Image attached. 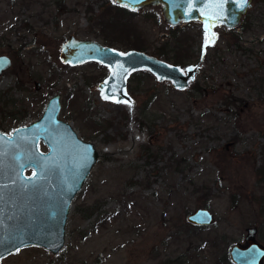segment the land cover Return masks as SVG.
I'll use <instances>...</instances> for the list:
<instances>
[{"label": "rangeland", "instance_id": "obj_1", "mask_svg": "<svg viewBox=\"0 0 264 264\" xmlns=\"http://www.w3.org/2000/svg\"><path fill=\"white\" fill-rule=\"evenodd\" d=\"M259 3L252 30L208 33L200 22L170 27L160 7L132 12L115 0H0V56L13 61L0 77V132L37 121L60 94V118L99 153L72 204L63 250L30 247L0 264H222L248 227L258 228L264 245V189L256 177L264 161ZM71 36L154 56L165 44H184L193 54L185 68L200 72L185 92L139 72L129 82L131 104L107 102L98 90L106 67L62 63L61 46ZM199 208L210 209L216 223L188 230L187 216Z\"/></svg>", "mask_w": 264, "mask_h": 264}, {"label": "water", "instance_id": "obj_2", "mask_svg": "<svg viewBox=\"0 0 264 264\" xmlns=\"http://www.w3.org/2000/svg\"><path fill=\"white\" fill-rule=\"evenodd\" d=\"M115 2L132 12L161 6L168 25L200 22L211 33L217 27L239 26L253 0L243 7L241 0ZM210 4L220 7L210 8ZM60 58L72 67L88 63L106 67L109 75L98 90L102 100L120 105L133 102L129 81L136 73L148 72L159 83H170L175 90L185 92L200 72L197 67L175 65L144 51H122L74 36L61 46ZM12 65L8 55L0 56V77ZM41 87L37 82L36 89ZM61 110L62 97L56 94L37 121L15 129L11 135L0 132V261L30 247H42L53 255L65 247L72 204L99 160V153L94 143L84 141L70 123L60 118ZM187 222L210 227L216 223V217L210 209L199 208L189 213ZM258 232L257 227H248L244 243L231 247L233 264H264V245L257 239Z\"/></svg>", "mask_w": 264, "mask_h": 264}, {"label": "trees", "instance_id": "obj_3", "mask_svg": "<svg viewBox=\"0 0 264 264\" xmlns=\"http://www.w3.org/2000/svg\"><path fill=\"white\" fill-rule=\"evenodd\" d=\"M235 45L237 48L244 49L245 52H247V49L243 48L240 44H235ZM184 47L186 48V45L184 44H165L163 48L155 54V56H157L158 58L165 57L166 61L168 62L173 61V64L185 67L193 63L192 62L193 54H191L189 48L184 49ZM142 50H144L145 52V49ZM193 87L197 91L202 90L199 84H195ZM256 177L258 178V185L260 186V188L264 189V161L262 166H260L256 170ZM260 203H261V214H263L262 219H264V196L260 198ZM184 227L188 228V230L189 229L198 230L204 228V227L192 226L188 222L184 225ZM218 242H219V238L217 237L214 239L212 247L216 248L218 246ZM220 261L222 262V264H233L229 260L227 254L226 255L224 254L223 257L220 259Z\"/></svg>", "mask_w": 264, "mask_h": 264}, {"label": "flooded vegetation", "instance_id": "obj_4", "mask_svg": "<svg viewBox=\"0 0 264 264\" xmlns=\"http://www.w3.org/2000/svg\"><path fill=\"white\" fill-rule=\"evenodd\" d=\"M260 1V3H259V5H261V6H263L262 7V10H260L261 12H262V15H263V13H264V0H259ZM156 7H160L161 8V6H156ZM151 8V7H150ZM257 8H258V6H257V0H253V2H252V7L247 11V13L244 15V17H243V19H242V21H241V23H240V25L239 26H237V27H235L234 29H229V28H227V27H224V26H222V27H224L227 31H230V32H233V31H236V30H240V31H242V32H248V31H250V30H252L253 29V24L256 22V19H255V12L256 13H260L258 10H257ZM141 11V10H140ZM161 11H162V9H161ZM191 23V22H190ZM184 24V23H183ZM183 24H181V25H183ZM189 24V23H188ZM180 25V26H181ZM170 26V25H169ZM170 27H172V26H170ZM177 27H179V26H177ZM177 27H172V28H177ZM218 28V27H217ZM238 35V34H237ZM262 43H264V42H262ZM230 44H245L243 41H241V40H234V41H231L230 42ZM105 46V45H104ZM110 47H112V46H110ZM115 48V47H114ZM83 66V65H82ZM70 67H72V66H70ZM76 67H80V66H76ZM133 77V76H132ZM131 77V78H132ZM131 80V79H130ZM130 82V81H129ZM31 174V173H30Z\"/></svg>", "mask_w": 264, "mask_h": 264}, {"label": "snow or ice", "instance_id": "obj_5", "mask_svg": "<svg viewBox=\"0 0 264 264\" xmlns=\"http://www.w3.org/2000/svg\"><path fill=\"white\" fill-rule=\"evenodd\" d=\"M247 2H248V0H241V7H243V6H245L246 4H247ZM208 7H220V5H209ZM206 27H207V25H206ZM108 97L107 96H105V99H107ZM117 102H120V101H117Z\"/></svg>", "mask_w": 264, "mask_h": 264}, {"label": "bare ground", "instance_id": "obj_6", "mask_svg": "<svg viewBox=\"0 0 264 264\" xmlns=\"http://www.w3.org/2000/svg\"><path fill=\"white\" fill-rule=\"evenodd\" d=\"M96 146H97V144H96Z\"/></svg>", "mask_w": 264, "mask_h": 264}]
</instances>
